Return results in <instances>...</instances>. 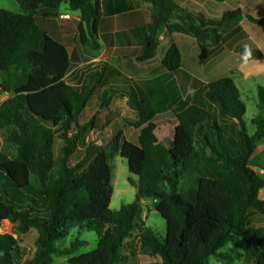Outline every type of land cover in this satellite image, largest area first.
<instances>
[{"label":"trees","instance_id":"16d2710c","mask_svg":"<svg viewBox=\"0 0 264 264\" xmlns=\"http://www.w3.org/2000/svg\"><path fill=\"white\" fill-rule=\"evenodd\" d=\"M144 1L152 5L153 15L143 29L141 61L156 56L159 36L165 27L171 28L169 22L175 17L189 22V31L200 44L208 40L220 44L223 33L244 17L264 24V18L246 14L245 9L204 21L182 14L173 0ZM63 3L81 13L92 47L100 50L101 0H26L24 13L0 8V72L12 73L0 86L12 93L0 103V128L6 131L0 153V225L8 219L22 232L31 227L38 232L36 254L30 260L23 259L17 238L0 233V264H53L58 243L73 230L95 231L98 246L62 264H121L129 258L124 244L138 229L142 246L161 258L158 264H209L216 255L225 261L220 250L236 237L246 243L247 260L264 264V200L260 198L264 175L251 162L264 140V85L258 87L260 115L250 134L246 103L232 77L209 83L195 79L199 85L195 90L184 84L186 99L172 109L177 125L165 147L156 135V117L167 103H157L144 91L139 100L125 78L123 84L104 88L99 101L107 107L120 92L135 99L137 141L127 139L122 131L108 143L90 141L87 134L95 117L84 124L81 117L105 72L93 74L85 86L67 81L72 56L41 25L42 19L57 16ZM245 53L252 59L264 58L252 42ZM100 64L119 72L106 62ZM162 64L182 81L191 77L181 68L176 45L168 49ZM199 93L204 97L200 99ZM115 154L127 159L130 171L139 177L138 184L132 181L138 188L134 202L119 210L110 207L114 194L110 161ZM191 167L198 174L197 182L182 190V179ZM144 198L158 200L156 210L166 221L163 240L144 224ZM86 244L78 238L60 253L70 255Z\"/></svg>","mask_w":264,"mask_h":264},{"label":"rangeland","instance_id":"374dc122","mask_svg":"<svg viewBox=\"0 0 264 264\" xmlns=\"http://www.w3.org/2000/svg\"><path fill=\"white\" fill-rule=\"evenodd\" d=\"M25 1L26 0H0V8L24 13ZM244 9L246 14H250L256 18H264V2L263 9L261 10L250 9L247 7ZM58 11L59 13H70L72 15L79 14V12L70 10L66 3H63ZM253 26L254 29H248V32L252 37L258 36L264 41V24L255 23ZM72 36L74 37V34ZM72 36H69V39L71 38L72 40ZM80 36H76L79 41V60L76 61L72 58V66L67 76V81L71 84L85 86L92 81L93 74L105 72V75L102 78V83L95 84L94 96L90 99L81 117V123L83 124L89 122L95 117V126L90 128V131L87 134L88 140L97 141L99 144L108 143L114 139L119 131H122L127 139L135 142L137 141L140 129L135 127V123L139 120V111L135 99L130 98L128 93L120 92L112 98L107 107H101V102L99 101V97L102 95L104 88H107V86L112 83L123 84L125 78L127 79H125L126 84L130 86L131 90L138 93L139 100L142 98V91L147 89L148 94L146 91L144 92L148 98L155 99V101L160 104L163 102L167 103L165 111L158 112L156 117V122L158 124L156 135L159 142L165 147L170 145V142L173 139L174 127L177 125V120L172 109L186 99L184 84L190 90H195V87H199V85L195 83V79L200 82L209 83L202 79L214 81L222 77H232L241 91L243 101L246 103L247 111L245 114V121L249 133L253 134L255 132V119L260 115L257 106L258 87L264 85V58L246 59L241 56L229 58L224 54H217L218 49H212L216 45L211 40L205 42L203 44L204 47L199 43L203 52L206 54L207 64L202 69L193 72L196 76L188 73L191 77L190 79L185 77L186 80L184 81L180 79L178 74L173 73L178 79V82H180L179 87L177 88L179 93L172 97H164L161 96V94L158 95V93H156L158 88L155 87V83L157 80L154 79L156 75L163 72H153L150 73L149 76L146 75V65L145 62L142 61V88L136 83L133 85V80L121 71L118 70L121 74L119 75V72L110 71L108 70V67L103 69L100 63H92L91 60L93 58L91 54H93V52L87 45L89 43L91 44L89 36L86 34V31H82ZM249 42L252 41L249 40ZM164 48L165 46L162 44L159 48V56L163 53ZM143 51L144 49L142 50V53ZM203 69L205 70V74ZM11 75V72H0V86L2 82ZM163 75L164 74H161L158 80L167 79V77H169ZM147 80H150V82ZM11 95V92L2 91L0 89V103ZM203 95V93H199L198 97L201 99L204 97ZM5 138L6 131L0 128V153L4 151ZM56 146L57 151H59L62 142L58 140ZM202 161L204 162L206 160L203 158ZM251 162L253 169L264 175V140L258 143L256 153ZM110 163L112 167V185L114 187V194L112 196L110 207L113 210H119L123 205L134 202L138 188L132 184V181L138 184L139 177L130 171L128 160L121 157L119 154H115ZM197 179L198 174L191 167L182 179L181 189L187 190L189 187L194 186ZM260 198L264 200V188L260 191ZM141 202V217L144 224L153 228L158 235V238L163 240L166 235V221L156 210L158 200L156 198H144ZM255 217V215H251V219ZM0 233L11 234L18 239L24 252V260H30L35 256L37 250L36 240L38 236V232L35 228L31 227L27 232H22L17 223L6 219L3 220L0 225ZM78 238L85 240L87 244L70 255L60 253L70 247L71 243ZM97 246L98 236L95 231L85 230L79 234L76 230H73L66 238L58 243V252L53 254L52 263H67L72 257L94 250ZM245 249V241L241 237H236L233 242L228 243L220 250L221 253L226 255V260L223 261L217 255L211 256L209 264H255L253 260L246 259ZM123 252L128 255L129 258L121 264H158L161 262L159 256L152 254L142 246L139 229L134 232L132 238L126 240Z\"/></svg>","mask_w":264,"mask_h":264},{"label":"crops","instance_id":"0c3cea01","mask_svg":"<svg viewBox=\"0 0 264 264\" xmlns=\"http://www.w3.org/2000/svg\"><path fill=\"white\" fill-rule=\"evenodd\" d=\"M173 2L182 10V14L210 21L221 18L228 11L246 7L261 10L263 9L264 0H173ZM101 4L103 8L102 17L98 26L101 48L95 51L90 43L87 44L93 52L91 54L93 58L91 62H106L108 66L121 71L131 78L133 85L136 83L142 88V61L138 58L144 49L143 29L151 22L153 7L144 0H101ZM60 15H64V18H60ZM254 24L255 22L244 17L232 29L223 33L221 43L212 49L217 48V54L221 53L229 58L241 56L246 59H252L245 55V47L248 46L249 40H251L264 53V41L258 36L252 37L248 32V29H254ZM41 25L51 36L67 46L74 60H79V41L76 36H80L82 31H86L88 35L87 26L81 22L80 12L78 15H72L70 13H59L58 11L56 17L42 19ZM169 25L171 28L165 27L159 36L156 56L144 61L147 71L146 75L149 76L153 72H163L156 75L154 79L157 80L155 83V87L158 88L156 93L164 97H172L179 93L177 88L180 82L162 64L168 49L172 45H176L180 50L182 57L181 68L183 71L194 75L193 72L202 69L207 64L206 54L200 47L195 35L189 31V22L176 17L171 19ZM73 34L74 37L72 36ZM69 36H72V40L71 38L69 39ZM162 44L165 48L159 56V48ZM203 71L205 74L204 69ZM161 74L169 77L158 80ZM202 80L211 82L208 79ZM147 81L150 82V80ZM110 85L116 86L117 84L112 83ZM144 91L148 94L147 89Z\"/></svg>","mask_w":264,"mask_h":264},{"label":"built area","instance_id":"2783aa9c","mask_svg":"<svg viewBox=\"0 0 264 264\" xmlns=\"http://www.w3.org/2000/svg\"><path fill=\"white\" fill-rule=\"evenodd\" d=\"M59 17H60V18H64V15H60Z\"/></svg>","mask_w":264,"mask_h":264}]
</instances>
